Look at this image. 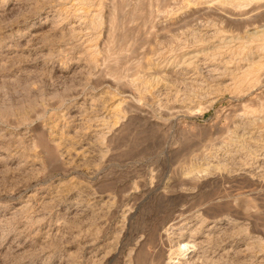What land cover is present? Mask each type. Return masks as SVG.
I'll return each instance as SVG.
<instances>
[{"label":"rangeland","instance_id":"rangeland-1","mask_svg":"<svg viewBox=\"0 0 264 264\" xmlns=\"http://www.w3.org/2000/svg\"><path fill=\"white\" fill-rule=\"evenodd\" d=\"M178 246L264 264V0H0V264Z\"/></svg>","mask_w":264,"mask_h":264},{"label":"bare ground","instance_id":"bare-ground-1","mask_svg":"<svg viewBox=\"0 0 264 264\" xmlns=\"http://www.w3.org/2000/svg\"><path fill=\"white\" fill-rule=\"evenodd\" d=\"M239 2V0H237ZM241 1V0H240ZM245 1V0H244ZM249 1V0H248ZM231 2V1H230ZM258 67V66H257ZM249 155V154H248ZM186 248V246H178V248L176 250H171L170 252H168V259H167V263L166 264H174L173 263V259L175 257V255L178 256H183L182 254L186 252V249H182V248Z\"/></svg>","mask_w":264,"mask_h":264}]
</instances>
